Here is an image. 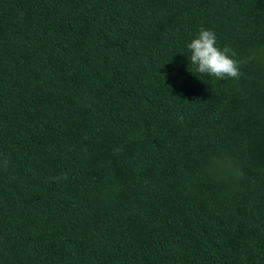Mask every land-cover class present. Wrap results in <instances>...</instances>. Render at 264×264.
<instances>
[{"label":"trees","instance_id":"trees-1","mask_svg":"<svg viewBox=\"0 0 264 264\" xmlns=\"http://www.w3.org/2000/svg\"><path fill=\"white\" fill-rule=\"evenodd\" d=\"M0 264H264V0H0Z\"/></svg>","mask_w":264,"mask_h":264},{"label":"clouds","instance_id":"clouds-1","mask_svg":"<svg viewBox=\"0 0 264 264\" xmlns=\"http://www.w3.org/2000/svg\"><path fill=\"white\" fill-rule=\"evenodd\" d=\"M217 37L211 30L200 29L196 38L187 45L191 52L190 62L197 73L219 80L241 78V62L233 57L236 53L230 48L222 50L216 46Z\"/></svg>","mask_w":264,"mask_h":264}]
</instances>
